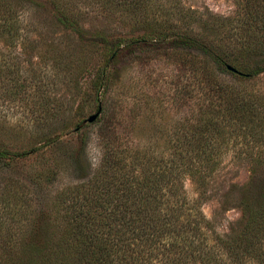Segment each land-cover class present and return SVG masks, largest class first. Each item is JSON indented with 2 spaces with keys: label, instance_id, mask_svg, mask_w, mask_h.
Listing matches in <instances>:
<instances>
[{
  "label": "rangeland",
  "instance_id": "rangeland-1",
  "mask_svg": "<svg viewBox=\"0 0 264 264\" xmlns=\"http://www.w3.org/2000/svg\"><path fill=\"white\" fill-rule=\"evenodd\" d=\"M180 1L199 17L192 29L228 51L236 50L242 39L252 41L246 22L250 11L258 17V7L251 10L249 0ZM72 7L81 15L80 33L60 22L49 0H37L19 12L22 32L14 44L0 38V150L9 156L28 153L0 161V187L9 185L28 199L31 218L49 215L55 195L89 179L102 157L115 149L123 150L127 163L146 155L157 164L170 153V137L183 132L181 123L194 118L210 92L196 64L197 50H184L173 41L126 47L143 35L140 29L93 3ZM168 10L176 11L172 22L180 20L176 0L164 3L163 14ZM116 41L122 44L121 53L111 58ZM103 71L107 75L100 86ZM222 76L230 83L240 80L227 72ZM245 84L264 95V74ZM99 108V118L84 123ZM55 137L58 142L43 147ZM223 150L226 154L205 189L191 177L184 179V187L215 234L230 238L241 228L244 189L258 187L264 165L238 158L232 143ZM4 217L0 201V219Z\"/></svg>",
  "mask_w": 264,
  "mask_h": 264
},
{
  "label": "trees",
  "instance_id": "trees-1",
  "mask_svg": "<svg viewBox=\"0 0 264 264\" xmlns=\"http://www.w3.org/2000/svg\"><path fill=\"white\" fill-rule=\"evenodd\" d=\"M33 1L0 0V38L14 44L22 32L19 12ZM166 1L49 0L60 22L76 33L81 32V15L72 6L86 2L143 32L126 47L173 41L184 50H197L196 64L210 92L194 118L181 123L183 132L170 137V153L157 164L146 155L127 163L123 150L115 149L102 157L89 179L56 194L49 215L31 218L30 201L9 185L0 187L5 212L0 219V264H264V177L258 187L244 189L239 203L243 221L230 238L215 234L199 202L188 200L184 187V179L191 177L205 189L226 154L223 148L231 143L238 158L264 165V95L245 84L264 74V0L248 3L251 10L258 7V17L249 10L246 22L252 41L242 39L230 51L192 29L199 17L180 0V20L172 22L176 11L163 14ZM121 46L114 43L111 58L121 53ZM254 56L258 60L253 63ZM223 72L240 80L230 83ZM106 75L100 73V86ZM57 140L49 139L43 147ZM27 155L9 156L0 150V161Z\"/></svg>",
  "mask_w": 264,
  "mask_h": 264
},
{
  "label": "water",
  "instance_id": "water-1",
  "mask_svg": "<svg viewBox=\"0 0 264 264\" xmlns=\"http://www.w3.org/2000/svg\"><path fill=\"white\" fill-rule=\"evenodd\" d=\"M227 69L229 71L233 72V73H239L238 70L235 69L232 66H228ZM101 113H102V109L99 108V110L97 111V113L94 114V115H92V116H90L84 123H89V124L94 123L99 118V116L101 115ZM76 130L79 131L80 130V127H78Z\"/></svg>",
  "mask_w": 264,
  "mask_h": 264
}]
</instances>
